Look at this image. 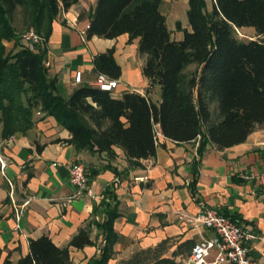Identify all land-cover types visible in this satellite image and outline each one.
<instances>
[{"label":"trees","instance_id":"16d2710c","mask_svg":"<svg viewBox=\"0 0 264 264\" xmlns=\"http://www.w3.org/2000/svg\"><path fill=\"white\" fill-rule=\"evenodd\" d=\"M79 0H0V120L2 138L26 134L40 112L54 117L71 134L69 140L79 150L117 157L116 148L125 151L131 167L155 158L159 133L178 143L200 139L198 154L203 156L211 143L220 151L245 143L256 128L264 126V0H215L212 11L206 0H189L191 30L181 41L172 39L163 0H97L89 15L86 40L94 37L139 39V54L146 59L143 74L150 81L145 95L126 92L115 98L113 92L94 86L77 89L66 98L59 93L57 78L50 75L47 43L54 21ZM22 7L28 9L32 25L44 36L37 51L15 41L8 51L6 41L16 39L11 18ZM86 17L81 13L79 20ZM181 29V24H178ZM251 27L258 39L240 40L237 29ZM112 48L94 57V71L112 80L122 77V67ZM191 65L195 71L188 72ZM159 87L161 103L149 92ZM213 107H217L214 112ZM43 146H38L42 150ZM91 180L97 171L86 168ZM33 173L28 174V179ZM26 181V182H27ZM195 183L193 196L197 202ZM93 211L91 223L104 234L100 258L91 264H106L114 255L117 233L114 222L120 216L112 186ZM232 217V216H231ZM99 218V220H98ZM234 218V217H232ZM86 227L67 247H58L49 236L30 241V253L16 264H72L71 248L92 246ZM143 252L127 264L148 258ZM2 250L0 249V258ZM147 255V256H146ZM168 259L156 264H172ZM5 264H14L7 259Z\"/></svg>","mask_w":264,"mask_h":264},{"label":"crops","instance_id":"0c3cea01","mask_svg":"<svg viewBox=\"0 0 264 264\" xmlns=\"http://www.w3.org/2000/svg\"><path fill=\"white\" fill-rule=\"evenodd\" d=\"M206 2L212 11L215 0H211V6ZM96 4L97 0H79L54 21L46 64L51 77L57 78L59 93L68 98L81 87L94 86L98 76L94 57L115 48L123 73L114 97L121 98L126 92L145 95L150 81L143 74L146 59L139 54V39L130 43L128 34L113 40L85 39L83 33ZM188 10L189 0H163L162 12L173 40H183L184 30H191ZM81 13L86 15L83 20H79ZM237 34L244 42L258 39L251 27L237 29ZM15 44L10 50L16 48ZM196 68L191 65L187 71ZM78 72H82L81 84L75 82ZM149 96L157 104L162 101L159 87ZM213 109L217 111V107ZM37 114L31 130L8 140L2 138L0 120V264L7 259L16 264L30 253V241L43 236H49L60 248L67 247L86 227L94 244L71 248L72 264H91L100 258L104 234L91 222L94 208L102 203L108 186L113 187L120 216L114 222V255L106 264H127L143 252L151 253L133 264H156L164 259L172 264H189L194 245L203 237H215L211 230L194 228L178 219L179 213L191 216L199 210L192 192L194 181L200 201L242 220L257 234L251 244V257L257 264H264V201L258 196L259 176L264 172V126L256 128L245 143L223 151L210 143L202 157L198 154L200 139L178 143L159 133L156 157L143 160L141 167H131L120 148H116L117 157L110 159L105 153L59 142L71 139L70 132L54 117ZM38 146L43 149L38 150ZM73 163L98 172L91 179L96 198L76 196L71 184ZM29 173L33 177L27 181ZM140 177L148 180L137 181Z\"/></svg>","mask_w":264,"mask_h":264},{"label":"built area","instance_id":"2783aa9c","mask_svg":"<svg viewBox=\"0 0 264 264\" xmlns=\"http://www.w3.org/2000/svg\"><path fill=\"white\" fill-rule=\"evenodd\" d=\"M83 35L86 39V32ZM21 42L37 51L45 39L37 30L31 29L21 36ZM75 82L82 83V72L76 74ZM118 85V80H112L105 75L97 76L94 83V87L108 92H114ZM70 170L71 184L76 189V196L87 195L96 198L97 194L91 186L86 167L81 163H73ZM136 180L146 182L148 178L140 177ZM259 180L258 196L264 201V172L259 176ZM198 204L199 210L196 214L187 216L179 213L178 219L188 221L194 228L211 230L215 237H203L194 245L189 264H257L251 257V244L258 238L257 234L242 220L232 218L223 211L208 206L204 201H199Z\"/></svg>","mask_w":264,"mask_h":264},{"label":"rangeland","instance_id":"374dc122","mask_svg":"<svg viewBox=\"0 0 264 264\" xmlns=\"http://www.w3.org/2000/svg\"><path fill=\"white\" fill-rule=\"evenodd\" d=\"M208 2L211 6L212 5L211 0H208ZM186 17H187V14H186ZM11 25L15 29L16 39L14 41H6V40L3 41L8 51L11 49L13 42L15 41L21 42V36L23 34L30 31L31 29H35V27L32 25V17H31L30 11L22 7H19L13 14L11 18ZM37 116L39 117L38 114ZM0 133H1V122H0Z\"/></svg>","mask_w":264,"mask_h":264}]
</instances>
